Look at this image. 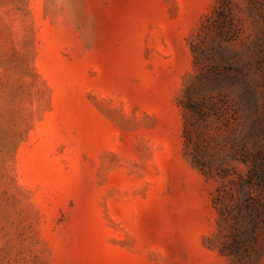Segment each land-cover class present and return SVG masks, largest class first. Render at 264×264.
<instances>
[{"label": "rangeland", "instance_id": "obj_1", "mask_svg": "<svg viewBox=\"0 0 264 264\" xmlns=\"http://www.w3.org/2000/svg\"><path fill=\"white\" fill-rule=\"evenodd\" d=\"M224 59L264 117V0H0V264H264Z\"/></svg>", "mask_w": 264, "mask_h": 264}, {"label": "trees", "instance_id": "obj_2", "mask_svg": "<svg viewBox=\"0 0 264 264\" xmlns=\"http://www.w3.org/2000/svg\"><path fill=\"white\" fill-rule=\"evenodd\" d=\"M197 64V61H195ZM211 69L215 71L217 80L224 84H229L237 88L242 87L239 93V99L233 105V112L231 120L224 123L229 129L231 122L234 126L231 128L232 136L230 140L229 157L240 160L249 165V171L246 177H241V192L243 193L240 207L244 208L243 213H240L239 218L249 219L253 226L260 223L264 224V199L260 196L264 194V117L256 116V109L254 104V94L246 82L243 69L240 66L233 65L228 59H224L221 63L212 65ZM187 111L191 113L198 121H205L209 116V112L205 109V100L197 99L189 101L184 104ZM218 119L223 118L224 112L222 110L215 111ZM185 135L191 139L190 134ZM200 132L198 133V137ZM220 163L218 169L223 173L228 169ZM195 160L201 166H206L199 155H195ZM248 187L251 191L256 192L257 195H250L244 190ZM237 236L235 241L238 243Z\"/></svg>", "mask_w": 264, "mask_h": 264}]
</instances>
